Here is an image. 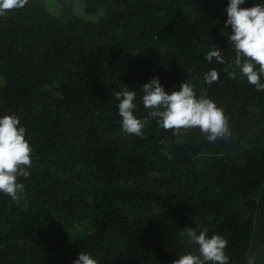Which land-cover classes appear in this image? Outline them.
Here are the masks:
<instances>
[{"label":"trees","instance_id":"16d2710c","mask_svg":"<svg viewBox=\"0 0 264 264\" xmlns=\"http://www.w3.org/2000/svg\"><path fill=\"white\" fill-rule=\"evenodd\" d=\"M72 1L52 12L28 0L0 16V117L16 115L32 148L18 178L26 201L0 192V264H73L79 252L171 264L198 254L188 228L224 237L228 264H264V91L235 66L229 0H82L90 17ZM213 47L224 64L206 59ZM153 77L168 92L190 80L224 110L227 141L194 128L177 145L154 119L143 138L125 133L113 92L135 91L134 115L146 118Z\"/></svg>","mask_w":264,"mask_h":264},{"label":"clouds","instance_id":"9594fccd","mask_svg":"<svg viewBox=\"0 0 264 264\" xmlns=\"http://www.w3.org/2000/svg\"><path fill=\"white\" fill-rule=\"evenodd\" d=\"M246 0H229L225 27L231 26L228 42L236 53L235 66L247 78L257 91H264V4L241 7ZM28 0H0V16L8 11L24 8ZM224 64L225 59L218 47H213L206 54V59ZM232 79L235 72L229 73ZM219 79L218 71L213 68L205 73V82L212 84ZM142 103L148 114L146 118L134 115L136 92L128 86L113 92L118 100V111L121 117L122 130L131 135L143 138L144 129L149 120L154 119L158 127L171 130L176 137L175 143L184 142L189 130L198 128L210 143L231 136L228 119L224 110L207 96L197 97L190 80L181 82L180 89L168 92L158 77H153L142 86ZM26 129L20 126L19 118L14 115L0 117V192L8 195L16 203L26 201L25 186L18 178H27L32 167V148L25 138ZM162 143H165L162 141ZM167 155V146L162 149ZM171 159V156H168ZM26 206V205H25ZM187 237L198 247V254L191 251L179 255L171 264H228L225 253L227 240L219 234L209 236L207 230L199 233L187 229ZM181 236L185 233L181 232ZM256 256L250 255L247 264H255ZM73 264H98L90 253L79 252Z\"/></svg>","mask_w":264,"mask_h":264},{"label":"rangeland","instance_id":"374dc122","mask_svg":"<svg viewBox=\"0 0 264 264\" xmlns=\"http://www.w3.org/2000/svg\"><path fill=\"white\" fill-rule=\"evenodd\" d=\"M82 0H73L72 1V10L78 14V15H81L83 17H90V15L86 14L84 11H83V8H82ZM44 3H45V6L47 7V9L49 11H52V12H55L58 8V5L54 3V0H44Z\"/></svg>","mask_w":264,"mask_h":264}]
</instances>
